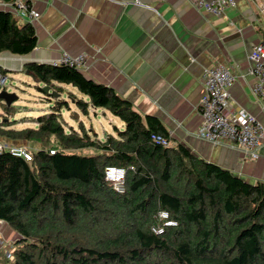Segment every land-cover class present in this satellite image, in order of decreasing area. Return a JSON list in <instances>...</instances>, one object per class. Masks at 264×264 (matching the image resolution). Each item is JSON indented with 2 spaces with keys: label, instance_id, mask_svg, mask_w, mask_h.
<instances>
[{
  "label": "trees",
  "instance_id": "16d2710c",
  "mask_svg": "<svg viewBox=\"0 0 264 264\" xmlns=\"http://www.w3.org/2000/svg\"><path fill=\"white\" fill-rule=\"evenodd\" d=\"M36 44L31 23L0 10V55L25 56ZM20 70L54 106L33 120L34 128L17 129L6 116L0 121L1 143L41 147L28 146L30 161L0 153V222L18 237L13 260L1 250V262L264 264V184L207 163L183 144L157 145L152 135L169 139L159 120L144 123L128 101L75 68L28 62ZM64 92L82 113L108 112L124 129L114 127L100 141L81 122L74 128L62 116L70 110ZM107 167L126 171L123 193L105 180ZM161 211L177 225L155 235Z\"/></svg>",
  "mask_w": 264,
  "mask_h": 264
},
{
  "label": "crops",
  "instance_id": "0c3cea01",
  "mask_svg": "<svg viewBox=\"0 0 264 264\" xmlns=\"http://www.w3.org/2000/svg\"><path fill=\"white\" fill-rule=\"evenodd\" d=\"M134 1L149 9L117 4ZM197 1L37 0L39 18L31 22L35 49L19 57L1 54L0 68L13 73L28 62L49 64L63 53L84 55L83 75L128 101L144 123L156 118L173 143L252 184H264V147L250 161L238 148L196 137L205 71L216 63L237 79L229 90L231 110H244L264 128V101L252 94L248 60L252 47L264 41V0H236L220 16L198 11ZM0 10L8 11L7 2L0 0ZM116 128L122 131L124 124Z\"/></svg>",
  "mask_w": 264,
  "mask_h": 264
},
{
  "label": "built area",
  "instance_id": "2783aa9c",
  "mask_svg": "<svg viewBox=\"0 0 264 264\" xmlns=\"http://www.w3.org/2000/svg\"><path fill=\"white\" fill-rule=\"evenodd\" d=\"M37 0H12L7 3V9L19 23L33 22L39 18V13L34 5ZM116 3L115 0H110ZM122 6H138L149 9L139 1L132 3L119 2ZM236 0H199L194 4L198 11L214 16H220L225 10L233 8ZM250 68L249 75L255 78L252 94L255 99L264 101V41L252 47L248 56ZM84 55L70 56L63 53L61 57L49 64L53 66H67L82 71L85 67ZM236 77L221 63H216L205 71L204 94L202 95L197 110L202 119V125L196 137L213 145H227L238 148L244 159L256 161L259 152L264 147V128L256 119L242 109L231 110L230 88L236 82ZM7 77L0 74V92L5 90ZM151 139L162 147L173 146L170 139L162 135H152ZM41 147L35 148L38 152ZM9 152L12 156L22 157L30 161L32 154L28 146L11 145L9 142H0V153ZM126 171L118 167L105 169V180L109 182L117 193L124 192V179ZM163 226L152 229L155 235L163 234L165 228H172L177 222L170 219L169 214L161 211L158 214ZM11 261L13 255L7 256Z\"/></svg>",
  "mask_w": 264,
  "mask_h": 264
},
{
  "label": "rangeland",
  "instance_id": "374dc122",
  "mask_svg": "<svg viewBox=\"0 0 264 264\" xmlns=\"http://www.w3.org/2000/svg\"><path fill=\"white\" fill-rule=\"evenodd\" d=\"M21 71V70H20ZM6 92L15 94L18 99L12 103L14 109L13 114L7 115L4 112L2 103L0 104V121H2L4 116L10 121H16L14 127L17 129L21 128H34L36 124L33 122L37 117L48 114L51 112V107L54 106V101L47 100V98L39 91V84L36 82L34 77L28 73L22 72H9L7 75ZM68 91L74 92L79 98L81 97L74 89L70 87H65ZM63 101L69 102L70 110L65 107L62 110V116L70 125L74 128L78 126L81 122L83 126L90 132L92 129L98 136L99 140H103L106 135L114 134V126L120 127L122 123L115 117H113L108 112H105V116L100 113L101 110L96 112L92 109H88V114L82 113L78 107L68 99L67 94L63 93ZM4 104V103H3ZM77 114V116L74 115ZM73 117V119H72ZM27 118L29 121H20ZM20 121V122H18ZM91 133V132H90ZM19 144H26L24 141H17ZM29 147L35 149L33 144H29ZM84 155H89L86 151H83ZM2 224V222H0ZM5 224V223H4ZM18 237L14 231L10 229L7 225H0V253L4 250L5 255H13L15 248L14 243L17 241ZM1 253V254H2ZM4 258V257H3ZM5 264L1 262L0 264Z\"/></svg>",
  "mask_w": 264,
  "mask_h": 264
},
{
  "label": "water",
  "instance_id": "95a60500",
  "mask_svg": "<svg viewBox=\"0 0 264 264\" xmlns=\"http://www.w3.org/2000/svg\"><path fill=\"white\" fill-rule=\"evenodd\" d=\"M17 99L18 97L13 93H8L5 90L0 92V101L3 102L7 107L12 106V103Z\"/></svg>",
  "mask_w": 264,
  "mask_h": 264
}]
</instances>
